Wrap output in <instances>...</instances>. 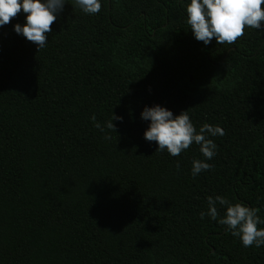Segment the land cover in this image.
<instances>
[{"label":"trees","instance_id":"16d2710c","mask_svg":"<svg viewBox=\"0 0 264 264\" xmlns=\"http://www.w3.org/2000/svg\"><path fill=\"white\" fill-rule=\"evenodd\" d=\"M69 2L39 51L13 30L22 10L0 27V264H264L199 215L221 195L264 218V21L205 46L189 0ZM153 104L223 128L209 170L191 175L195 143L144 139ZM93 114L122 119L101 132Z\"/></svg>","mask_w":264,"mask_h":264},{"label":"clouds","instance_id":"9594fccd","mask_svg":"<svg viewBox=\"0 0 264 264\" xmlns=\"http://www.w3.org/2000/svg\"><path fill=\"white\" fill-rule=\"evenodd\" d=\"M69 0H0V27L22 12L24 23H16L13 30L22 35L27 41L34 43L38 51L46 46L47 33L51 32V25L57 16L63 12ZM72 6L84 14L94 15L101 9V0H73ZM264 0H189L186 5V23L191 29L193 37L206 46L213 38L217 44H235L244 34L247 26L251 29H260L264 21ZM142 120L149 121L144 131V139L157 144V151H167L170 156H179L193 143L199 146L204 159H194L191 166V175H199L209 170L212 165L207 161L216 155L217 144L212 139L223 136L224 130L219 125L202 124L197 130L187 111L173 114V111L160 104L145 105L140 113ZM113 118L102 126L96 121L95 114L91 120L93 126L101 132L115 129ZM105 140L111 137L105 134ZM179 169V164H177ZM217 205L225 209L221 217ZM200 218L208 216L225 226L226 232L237 237L243 247L260 248L264 246V218L257 214V210L242 203L232 204L224 196L207 197V210L200 212Z\"/></svg>","mask_w":264,"mask_h":264}]
</instances>
